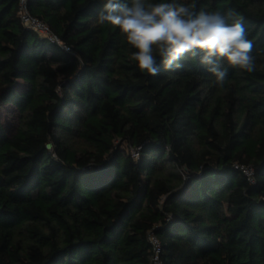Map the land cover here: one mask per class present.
<instances>
[{
	"label": "trees",
	"instance_id": "obj_1",
	"mask_svg": "<svg viewBox=\"0 0 264 264\" xmlns=\"http://www.w3.org/2000/svg\"><path fill=\"white\" fill-rule=\"evenodd\" d=\"M103 2L28 0L67 50L0 0V264H152L151 237L163 264H264V0H195L253 41L223 87L187 55L141 72Z\"/></svg>",
	"mask_w": 264,
	"mask_h": 264
},
{
	"label": "clouds",
	"instance_id": "obj_2",
	"mask_svg": "<svg viewBox=\"0 0 264 264\" xmlns=\"http://www.w3.org/2000/svg\"><path fill=\"white\" fill-rule=\"evenodd\" d=\"M192 3H147L146 0H104L97 23L117 28L126 42L136 51L131 59L141 72L151 76L160 73L161 67L179 70L186 55L198 59L223 87L228 77L227 65L247 72L255 70L251 55L253 41L248 38L243 19H232V11L195 10ZM231 20V22H229Z\"/></svg>",
	"mask_w": 264,
	"mask_h": 264
},
{
	"label": "built area",
	"instance_id": "obj_3",
	"mask_svg": "<svg viewBox=\"0 0 264 264\" xmlns=\"http://www.w3.org/2000/svg\"><path fill=\"white\" fill-rule=\"evenodd\" d=\"M28 0H19V16L22 20V22L32 28L38 31L41 35L46 36L50 38L53 41L58 42L59 44H62V42L59 40L58 36L54 34L51 30V28L41 21L40 19L33 17L29 14L28 12ZM67 50L70 48L67 47L66 45L62 44ZM132 155L134 157L138 156V150L137 149H132L131 150ZM246 173L251 174L249 168L245 169ZM152 244L154 245V255L152 259V264H163L160 253H161V246L159 241L155 237H151Z\"/></svg>",
	"mask_w": 264,
	"mask_h": 264
},
{
	"label": "rangeland",
	"instance_id": "obj_4",
	"mask_svg": "<svg viewBox=\"0 0 264 264\" xmlns=\"http://www.w3.org/2000/svg\"><path fill=\"white\" fill-rule=\"evenodd\" d=\"M20 83V87H22L23 83L21 80ZM0 120L9 133L14 132L18 124V111L16 107L13 104L0 105ZM129 150L131 151V149Z\"/></svg>",
	"mask_w": 264,
	"mask_h": 264
}]
</instances>
